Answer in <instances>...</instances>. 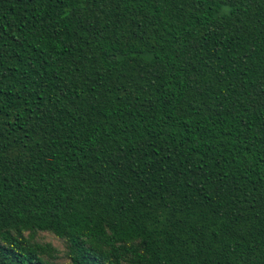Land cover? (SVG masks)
Here are the masks:
<instances>
[{"label":"trees","instance_id":"16d2710c","mask_svg":"<svg viewBox=\"0 0 264 264\" xmlns=\"http://www.w3.org/2000/svg\"><path fill=\"white\" fill-rule=\"evenodd\" d=\"M0 264H264V0H0Z\"/></svg>","mask_w":264,"mask_h":264},{"label":"rangeland","instance_id":"374dc122","mask_svg":"<svg viewBox=\"0 0 264 264\" xmlns=\"http://www.w3.org/2000/svg\"><path fill=\"white\" fill-rule=\"evenodd\" d=\"M39 238L43 241H50L57 246L61 251L65 249L64 241L49 232H41Z\"/></svg>","mask_w":264,"mask_h":264}]
</instances>
